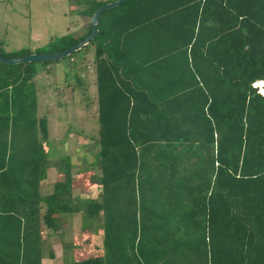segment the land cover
<instances>
[{
	"label": "trees",
	"instance_id": "16d2710c",
	"mask_svg": "<svg viewBox=\"0 0 264 264\" xmlns=\"http://www.w3.org/2000/svg\"><path fill=\"white\" fill-rule=\"evenodd\" d=\"M97 28L61 60L0 62V264L54 258L49 238L74 215L102 239L71 264H264V0H125ZM90 30L53 36L47 52ZM50 65L71 66L91 99L96 197L73 195L68 155L48 157L34 79Z\"/></svg>",
	"mask_w": 264,
	"mask_h": 264
},
{
	"label": "rangeland",
	"instance_id": "374dc122",
	"mask_svg": "<svg viewBox=\"0 0 264 264\" xmlns=\"http://www.w3.org/2000/svg\"><path fill=\"white\" fill-rule=\"evenodd\" d=\"M87 2L88 0H0V39L3 52L12 57L20 49H27L35 54L49 53L47 51L53 48L50 42L53 36L61 37L67 33L80 36L86 32L90 20V17L79 13ZM90 46H86L88 52L84 63L92 73ZM82 54L81 51L79 55ZM76 64L82 65L81 57ZM71 68L68 65H58L55 68L45 66L35 77L38 114H45L48 118V145L49 155L51 154L48 157L55 160L68 155L71 162L80 167L79 174L73 170V194L81 198L96 197L97 178H94L98 175V167L91 162L96 150L92 136L96 134L98 125L90 115L92 106L88 107L87 104L91 99L83 94L80 96V90L69 84L72 82L70 77L74 74ZM260 86L259 84V89ZM91 91L92 89L89 90L92 94ZM46 150V146L40 147L41 152ZM54 175L51 168L49 178L40 185L41 192L51 189ZM57 227L60 237L49 238L54 258H44L42 264H71L72 259L99 254L101 230L97 235L81 230L79 215L67 217L63 221L58 219ZM46 233L47 230L44 229L43 236Z\"/></svg>",
	"mask_w": 264,
	"mask_h": 264
},
{
	"label": "water",
	"instance_id": "95a60500",
	"mask_svg": "<svg viewBox=\"0 0 264 264\" xmlns=\"http://www.w3.org/2000/svg\"><path fill=\"white\" fill-rule=\"evenodd\" d=\"M125 0H115L108 2L104 5H102L99 9H97L91 16H90V25H91V30L90 32L79 42L76 44L62 50V51H56V52H51V53H30L27 55H23L20 57L16 58H8L0 53V62L5 63V64H17L20 62H43V61H55V60H61L64 57L68 56L74 51L80 50L83 46H85L90 40H92L98 33V28H97V21L99 15L108 9H111L113 7L118 6Z\"/></svg>",
	"mask_w": 264,
	"mask_h": 264
},
{
	"label": "crops",
	"instance_id": "0c3cea01",
	"mask_svg": "<svg viewBox=\"0 0 264 264\" xmlns=\"http://www.w3.org/2000/svg\"><path fill=\"white\" fill-rule=\"evenodd\" d=\"M52 183H53V181H52ZM52 183H51V186H52ZM41 190V189H40ZM42 191V190H41ZM50 191V190H49ZM43 193V192H42ZM45 193H48V191L47 192H45ZM44 194V193H43ZM74 195V194H73ZM74 196H78V195H74ZM42 261H44V259L42 260Z\"/></svg>",
	"mask_w": 264,
	"mask_h": 264
},
{
	"label": "clouds",
	"instance_id": "9594fccd",
	"mask_svg": "<svg viewBox=\"0 0 264 264\" xmlns=\"http://www.w3.org/2000/svg\"><path fill=\"white\" fill-rule=\"evenodd\" d=\"M90 21V20H89ZM90 23V22H89ZM31 53V52H30ZM29 53V54H30ZM259 84H260V82H259ZM263 84V83H262ZM262 84H261V86H262ZM260 92H263V89L260 87Z\"/></svg>",
	"mask_w": 264,
	"mask_h": 264
},
{
	"label": "built area",
	"instance_id": "2783aa9c",
	"mask_svg": "<svg viewBox=\"0 0 264 264\" xmlns=\"http://www.w3.org/2000/svg\"><path fill=\"white\" fill-rule=\"evenodd\" d=\"M262 84V82H260V85Z\"/></svg>",
	"mask_w": 264,
	"mask_h": 264
}]
</instances>
